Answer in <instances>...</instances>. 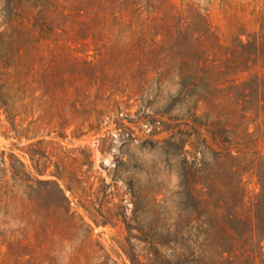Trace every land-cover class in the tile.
I'll return each mask as SVG.
<instances>
[{
	"label": "rangeland",
	"instance_id": "rangeland-1",
	"mask_svg": "<svg viewBox=\"0 0 264 264\" xmlns=\"http://www.w3.org/2000/svg\"><path fill=\"white\" fill-rule=\"evenodd\" d=\"M0 264H264V0H0Z\"/></svg>",
	"mask_w": 264,
	"mask_h": 264
}]
</instances>
